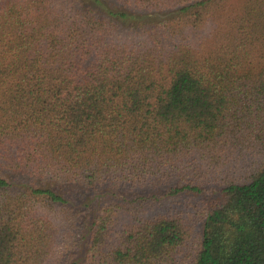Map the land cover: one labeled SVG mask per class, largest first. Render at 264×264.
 I'll use <instances>...</instances> for the list:
<instances>
[{"label":"trees","instance_id":"trees-1","mask_svg":"<svg viewBox=\"0 0 264 264\" xmlns=\"http://www.w3.org/2000/svg\"><path fill=\"white\" fill-rule=\"evenodd\" d=\"M0 264H264V0H0Z\"/></svg>","mask_w":264,"mask_h":264}]
</instances>
